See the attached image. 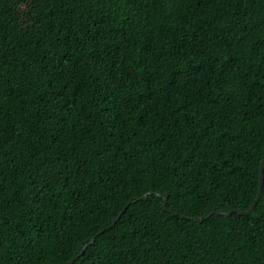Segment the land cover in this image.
<instances>
[{"label":"trees","instance_id":"trees-1","mask_svg":"<svg viewBox=\"0 0 264 264\" xmlns=\"http://www.w3.org/2000/svg\"><path fill=\"white\" fill-rule=\"evenodd\" d=\"M263 158L264 0H0V264H264Z\"/></svg>","mask_w":264,"mask_h":264},{"label":"water","instance_id":"water-1","mask_svg":"<svg viewBox=\"0 0 264 264\" xmlns=\"http://www.w3.org/2000/svg\"><path fill=\"white\" fill-rule=\"evenodd\" d=\"M263 182H264V158L262 159L261 163H260V167H259V185H258V191H257V194H256V197L255 199L253 200L252 204L250 205V207L246 210H242L240 208H237V209H234V208H229L228 211L225 213L227 216L231 215L232 213H238V214H241V215H250L257 202L259 201L261 195H262V190H263ZM162 199H163V203H162V207L163 209H166V198H167V194H160L159 195ZM148 197V194L145 193L144 195L140 196L137 198V200H143V199H146ZM130 204V202H128L125 207L117 214V216L112 220V223L111 225H114L116 223V221L118 220V218L121 216V214L125 211L126 207ZM213 213H218L220 214L221 212L220 211H217L215 209H213L211 212H209V214L207 216H210L211 214ZM176 214V213H175ZM205 217L204 216H197V217H193L192 219L195 220V221H202ZM111 225H109L108 227H110ZM104 231V228H102L99 232L96 233V235H98L99 233L103 232ZM94 235L85 245H89V244H92L94 242V239H95V236ZM80 255V253L78 254H74L73 257L68 261V264H73V262L75 261V259L78 258V256Z\"/></svg>","mask_w":264,"mask_h":264}]
</instances>
